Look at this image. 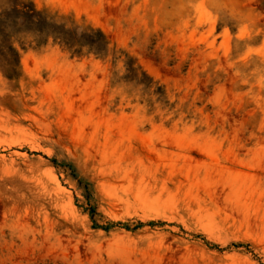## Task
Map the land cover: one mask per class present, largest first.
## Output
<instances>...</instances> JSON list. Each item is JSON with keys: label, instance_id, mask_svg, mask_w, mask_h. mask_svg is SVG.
<instances>
[{"label": "rangeland", "instance_id": "obj_1", "mask_svg": "<svg viewBox=\"0 0 264 264\" xmlns=\"http://www.w3.org/2000/svg\"><path fill=\"white\" fill-rule=\"evenodd\" d=\"M22 1L106 50L15 29L0 264H264L262 0Z\"/></svg>", "mask_w": 264, "mask_h": 264}, {"label": "trees", "instance_id": "obj_2", "mask_svg": "<svg viewBox=\"0 0 264 264\" xmlns=\"http://www.w3.org/2000/svg\"><path fill=\"white\" fill-rule=\"evenodd\" d=\"M262 6L264 8V0H262ZM21 20L45 26L48 30L54 29V31L58 32L59 38L69 48L82 45V40H85L88 45L93 47L92 50L97 55H101L106 50V41L100 32L79 35L77 31L66 30L61 26L51 24L47 18L42 17L35 10L33 5L27 4L22 0H0V61L3 71L10 79L20 76V54L14 45L13 38L16 34L15 29ZM139 70V67H135L134 64L130 65V78L138 81L139 84L144 85L147 89L152 88L154 85L153 81L145 73H140ZM157 94L163 95L160 88ZM91 213L94 219L95 210L91 209ZM95 226H98L97 223H95Z\"/></svg>", "mask_w": 264, "mask_h": 264}]
</instances>
